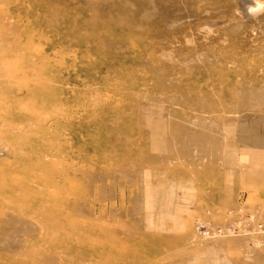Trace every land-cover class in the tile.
<instances>
[{
  "label": "rangeland",
  "instance_id": "rangeland-1",
  "mask_svg": "<svg viewBox=\"0 0 264 264\" xmlns=\"http://www.w3.org/2000/svg\"><path fill=\"white\" fill-rule=\"evenodd\" d=\"M0 264H264V0H0Z\"/></svg>",
  "mask_w": 264,
  "mask_h": 264
},
{
  "label": "bare ground",
  "instance_id": "bare-ground-1",
  "mask_svg": "<svg viewBox=\"0 0 264 264\" xmlns=\"http://www.w3.org/2000/svg\"><path fill=\"white\" fill-rule=\"evenodd\" d=\"M257 4V3H256ZM260 7V6H259Z\"/></svg>",
  "mask_w": 264,
  "mask_h": 264
}]
</instances>
